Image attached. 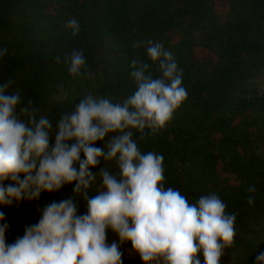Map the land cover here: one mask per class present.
I'll list each match as a JSON object with an SVG mask.
<instances>
[{
  "label": "trees",
  "instance_id": "1",
  "mask_svg": "<svg viewBox=\"0 0 264 264\" xmlns=\"http://www.w3.org/2000/svg\"><path fill=\"white\" fill-rule=\"evenodd\" d=\"M70 18L80 24L75 38L64 27ZM147 39L174 54L187 98L166 130L140 148L163 155L166 187L193 202L215 192L236 213V243L221 264H257L264 252V0H0V45L8 48L0 80L12 78L40 115L58 120L89 93L113 102L132 94L130 61L151 63L134 44ZM73 50L86 58L83 80L55 61ZM249 184L257 189L254 206L246 200ZM4 211L10 240L38 219L32 205ZM133 255L127 246L123 264H134Z\"/></svg>",
  "mask_w": 264,
  "mask_h": 264
},
{
  "label": "clouds",
  "instance_id": "2",
  "mask_svg": "<svg viewBox=\"0 0 264 264\" xmlns=\"http://www.w3.org/2000/svg\"><path fill=\"white\" fill-rule=\"evenodd\" d=\"M64 27L73 38L81 30L75 18ZM134 47L151 63L130 61L132 94L113 102L89 93L54 121L25 101L12 78L0 80V264H123L127 246L143 264H221L235 246L236 213L219 194L190 201L165 186L163 155L142 152L139 141L166 130L187 92L183 69L163 42ZM6 55L0 45V61ZM55 61L73 80L90 74L82 50ZM65 186L71 194H61ZM256 191L247 186L249 206ZM46 195L56 198L40 205ZM26 204L38 219L10 240L4 209Z\"/></svg>",
  "mask_w": 264,
  "mask_h": 264
},
{
  "label": "rangeland",
  "instance_id": "3",
  "mask_svg": "<svg viewBox=\"0 0 264 264\" xmlns=\"http://www.w3.org/2000/svg\"><path fill=\"white\" fill-rule=\"evenodd\" d=\"M204 55L205 54L203 52H199L200 57H203ZM260 87L264 91V75L260 79ZM131 258L134 261V264H143L138 255H133Z\"/></svg>",
  "mask_w": 264,
  "mask_h": 264
}]
</instances>
